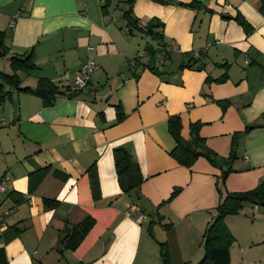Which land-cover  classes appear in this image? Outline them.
I'll list each match as a JSON object with an SVG mask.
<instances>
[{
  "label": "crops",
  "instance_id": "0c3cea01",
  "mask_svg": "<svg viewBox=\"0 0 264 264\" xmlns=\"http://www.w3.org/2000/svg\"><path fill=\"white\" fill-rule=\"evenodd\" d=\"M116 1L105 10V0H0V30L9 47L0 70L12 74L11 57L32 51L37 66L19 71L20 83L4 82L10 94L0 101L6 121L0 176L12 178V189L0 193L6 225L0 246L9 264H166L160 242L167 243L170 264H197L222 171L203 156L190 168L180 165L171 154L170 116L181 117L186 139L191 124L201 122L200 135L221 157L230 155L241 133L229 192L264 180V126L243 133L264 113L262 0H135L133 15L142 24L156 20L164 41L175 42L162 76L147 67L162 68L147 50L156 40L131 26L127 1L125 8ZM196 49L201 54L191 59ZM89 58L98 66L90 84L69 98L66 90ZM226 71L227 79L217 81ZM40 77L59 88L50 106L16 88L34 89ZM219 100L228 102L225 109ZM119 148L140 168L142 182L131 191L122 189L116 170ZM46 199L58 205L46 207ZM138 212L149 219L136 222ZM87 216L95 224L81 244L60 251L66 222ZM225 221L235 237L231 264H264V206L246 203Z\"/></svg>",
  "mask_w": 264,
  "mask_h": 264
},
{
  "label": "trees",
  "instance_id": "16d2710c",
  "mask_svg": "<svg viewBox=\"0 0 264 264\" xmlns=\"http://www.w3.org/2000/svg\"><path fill=\"white\" fill-rule=\"evenodd\" d=\"M105 10L109 7V4L113 0H105ZM130 4V7L125 11L124 16L128 18L129 23L134 29H138L156 40L157 46L149 45L147 50L152 59L157 60V53L163 47L164 34L159 30L160 24L156 20L151 19L147 23L142 24L138 18H133L131 15L134 13L132 9L133 2L135 0H126ZM262 8H264V0H262ZM240 23L249 29L247 22L243 18H238ZM6 32L0 30V57L6 56L9 53V47L6 45ZM172 54L168 52L166 54L165 62H163L162 68H158L155 64H147V67L156 74H167L165 68L166 62L170 59ZM198 59L191 53V59ZM138 64V63H137ZM10 67L12 74H5L0 70V101H4L10 92H6L4 89V82L12 83L18 80V72L23 71L30 73L37 69L35 64V58L33 51L27 55H14L10 59ZM228 77L227 71L216 80L219 82L225 81ZM211 78V76L209 77ZM207 81H211V79ZM18 90L33 93L43 100L44 105H52L58 94L59 88L47 77H40L37 86L32 88H19V84L16 85ZM224 109L227 107L228 102L225 100L217 101ZM118 120L121 121L124 118V113L121 107H118ZM201 122H195L191 124L190 138L186 139L182 136V121L179 115L170 116L168 120V129L172 137L176 142L174 150L171 152L172 156L185 167L190 168L195 161L200 157H205L211 164L219 167L222 171L220 178L217 181V190L220 194V200L216 207V214L214 218L207 225L203 233V248L204 255L197 264H231V247L235 242V237L229 230L226 224V217L228 215L239 214L242 212L246 203L255 205H262L264 203V180L254 189L244 192H229L226 189V179L231 171H233V161L237 157L236 148L238 145V138L241 133L235 134L232 142V151L228 157H221L216 154L211 148L207 146L206 139L200 135ZM264 126V113L261 119L251 125H248L243 133L247 134L251 130ZM116 170L120 180V184L124 191H131L127 185L128 177L133 173L140 174V168L134 161L131 153L123 148L116 149L114 152ZM90 175L93 178L94 187L98 185L96 173L94 170H90ZM180 189H176L172 192L171 196L165 201L169 202L173 200L179 193ZM164 202V203H165ZM46 207H55L57 201L45 200ZM160 216V221H162ZM153 223V222H152ZM161 223V222H160ZM95 219L91 216L85 217L81 222L70 226L66 222V226L63 230L62 236L59 241L60 251L75 250L89 233ZM169 227L170 224H165ZM22 231L19 227L14 229V232L19 234ZM160 248L166 264L169 263V251L166 242H160ZM0 264H9V260L6 254V250L3 246H0ZM188 264V263H185Z\"/></svg>",
  "mask_w": 264,
  "mask_h": 264
},
{
  "label": "built area",
  "instance_id": "2783aa9c",
  "mask_svg": "<svg viewBox=\"0 0 264 264\" xmlns=\"http://www.w3.org/2000/svg\"><path fill=\"white\" fill-rule=\"evenodd\" d=\"M163 47L158 51L157 53V58L160 63L165 62L166 59V54L168 52H171L175 42L167 43V44H162ZM201 50L196 49L194 50L193 56L195 58H199ZM97 63L94 58H89L85 62L82 63V65L79 68V71L77 72V75L74 77L73 82L69 86V88L66 90V92H79L88 87L90 84V81L92 79V75L97 69ZM6 125V121L3 117H0V128ZM12 189V178L11 177H5V176H0V193L2 192H8ZM133 209H136L135 207ZM149 219V215L143 213V212H138V215L136 217V222L138 223H143L145 220ZM5 223L3 222V218L0 217V235L3 234L5 230Z\"/></svg>",
  "mask_w": 264,
  "mask_h": 264
},
{
  "label": "water",
  "instance_id": "95a60500",
  "mask_svg": "<svg viewBox=\"0 0 264 264\" xmlns=\"http://www.w3.org/2000/svg\"><path fill=\"white\" fill-rule=\"evenodd\" d=\"M133 17H134V15H133ZM79 94H80L79 92H70L68 94V97L71 98V97L77 96ZM141 182H142V176H141V174H138V173L131 174L127 179V185L130 189L137 187ZM262 205L264 206V203Z\"/></svg>",
  "mask_w": 264,
  "mask_h": 264
},
{
  "label": "rangeland",
  "instance_id": "374dc122",
  "mask_svg": "<svg viewBox=\"0 0 264 264\" xmlns=\"http://www.w3.org/2000/svg\"><path fill=\"white\" fill-rule=\"evenodd\" d=\"M125 1H126V0H117L115 3L120 4V8H122V7L125 8V7H126V6H125V5H126ZM131 16L133 17V14H132ZM133 18H135V16H134ZM4 57H5V56L0 57V60H3ZM1 58H2V59H1ZM2 67H4V64H2ZM135 188H136V187H135ZM131 190H133V189H131Z\"/></svg>",
  "mask_w": 264,
  "mask_h": 264
}]
</instances>
